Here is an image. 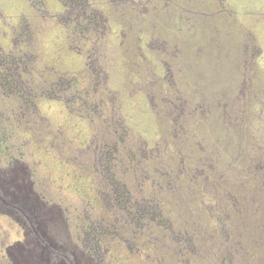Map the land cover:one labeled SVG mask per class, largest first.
Wrapping results in <instances>:
<instances>
[{
	"label": "rangeland",
	"instance_id": "obj_1",
	"mask_svg": "<svg viewBox=\"0 0 264 264\" xmlns=\"http://www.w3.org/2000/svg\"><path fill=\"white\" fill-rule=\"evenodd\" d=\"M0 264H264V0H0Z\"/></svg>",
	"mask_w": 264,
	"mask_h": 264
}]
</instances>
